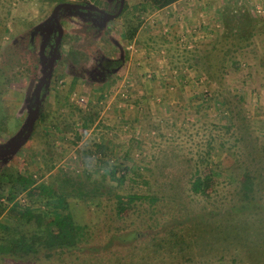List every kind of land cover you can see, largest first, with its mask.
I'll list each match as a JSON object with an SVG mask.
<instances>
[{
	"label": "rangeland",
	"instance_id": "374dc122",
	"mask_svg": "<svg viewBox=\"0 0 264 264\" xmlns=\"http://www.w3.org/2000/svg\"><path fill=\"white\" fill-rule=\"evenodd\" d=\"M148 1L125 0L124 14L99 28L61 20L42 116L18 150L0 155V167L31 180L32 196L16 200L48 219L52 191L66 193L67 213L89 236L73 251L0 255V264H264V14H254L264 0H186L162 10ZM53 7L0 3V147L26 131L47 64L35 29ZM129 20L140 25L132 42L124 39ZM185 33L192 49L179 45ZM119 56L115 74L89 79L96 57ZM110 167L118 180L108 178ZM129 193L166 200L159 206L169 228L183 231L184 251L154 253L151 234L163 230L133 223L146 220L147 205L116 218L115 196Z\"/></svg>",
	"mask_w": 264,
	"mask_h": 264
},
{
	"label": "trees",
	"instance_id": "16d2710c",
	"mask_svg": "<svg viewBox=\"0 0 264 264\" xmlns=\"http://www.w3.org/2000/svg\"><path fill=\"white\" fill-rule=\"evenodd\" d=\"M36 1L41 5H50L57 6L58 4H73V5H87L92 4L95 7L99 8V0H0L1 2H7L9 7L10 3H18V2H29ZM180 0H149L148 3L150 7L155 10H162L171 5L177 3ZM120 6V0H109L107 4L103 7V10L108 14H116ZM53 7V8H54ZM126 4L124 3L123 9L121 11V15L126 11ZM53 10V9H52ZM62 13L58 18L59 24L61 27V20L67 17H93L96 14L95 11H88L83 9H76L71 7H62L59 9ZM102 10V9H101ZM102 10V11H103ZM10 14V9L7 10V15ZM58 15V14H57ZM67 17H66V16ZM66 17V18H65ZM138 17L136 18V20ZM140 23V22H139ZM54 24V23H53ZM98 27L101 25L96 24ZM4 24L0 21V38L5 30ZM139 24L136 25L131 23V20L128 21L125 25L124 31V39L127 42H132L136 37L138 32ZM42 27H37L39 30ZM63 28V27H62ZM57 29V28H56ZM119 65H123L125 62V58L122 56L117 60ZM234 63V62H232ZM48 80L42 85L40 89L41 91H45V86L47 85ZM98 83V82H94ZM41 94V95H42ZM42 113H39L38 118H41ZM92 116V115H90ZM89 127V126H88ZM22 135H19L18 138L24 139L27 134V129H25ZM99 152H103L100 146H97ZM108 163V162H107ZM108 166V164L106 165ZM112 168V167H110ZM127 173L130 170L125 167ZM133 176L135 174H132ZM204 182L201 177L195 178L192 187L196 188V185H201L203 183L212 182V178L204 176ZM111 180L116 179V172L112 170L108 176ZM118 180V178L116 179ZM20 185V190L15 188V186ZM32 182L27 177H24L21 174H14L12 172L2 170L0 167V213H5L4 222L0 223V255H6L13 258L23 259L30 257L32 255H36L39 251L44 250L46 252L55 251H73L74 249H78L79 245L82 244L86 238H88L89 230L87 227L80 228L76 225L73 216L68 214V202H67V194L61 192L56 193L55 191L50 195V201L48 205L52 207L51 213L52 217L48 219L45 212L43 211H34L31 208L24 207L20 203L17 202V197L19 194L26 193L28 197H31L33 194ZM97 191V192H96ZM86 195L88 196L90 193L96 196L99 195L97 189H86ZM5 198V201H4ZM115 216L118 219L128 218L130 213L136 212L135 209L137 204L147 205V210L145 212L147 214L146 220L137 219L133 222L134 225L138 223L140 228H144L146 230H151L154 228H160L163 231L160 233L155 231L154 234H151L154 238V253H159L160 250L168 252V254H173L174 249H181L184 251L187 247V242L183 239V231H178L173 227L169 228V225L173 222V220L167 219V214L164 213L163 208L159 206V202L164 205L166 200L164 198H159L154 194H118L115 196ZM178 203L175 207H179ZM138 212V211H137ZM171 217V216H170ZM171 222V223H170ZM137 224V225H138ZM188 232V230H187ZM142 232H137L135 237L140 239L142 237ZM46 253L45 256L48 254ZM161 257V256H159ZM162 264L166 261V258H161ZM165 260V261H164ZM175 260V257L174 259ZM165 264H168L167 262Z\"/></svg>",
	"mask_w": 264,
	"mask_h": 264
},
{
	"label": "flooded vegetation",
	"instance_id": "af4514ba",
	"mask_svg": "<svg viewBox=\"0 0 264 264\" xmlns=\"http://www.w3.org/2000/svg\"><path fill=\"white\" fill-rule=\"evenodd\" d=\"M99 10L101 13L96 12V14H98V15H95L93 17H85V16H82L83 15L82 14V15H80L81 17H78V19H81L82 21H85V23H89L90 25H93V26H97L96 24L101 23L102 26L100 25V27H103V25H105V23L107 22V19H105L104 15L102 13H106V12L102 11L101 9H99ZM59 13H61L60 10L57 11V14H59ZM51 14H52V12H51ZM51 14H50V16H51ZM106 14H108V13H106ZM109 15H113V14H109ZM50 16L48 18H50ZM53 23H54L53 21H46L45 24L39 30L35 29V32H38V34L41 35V37H42V39H41L42 53L45 55V53L47 51V56L46 55L43 56V58L45 57L44 60H47V64L46 65L44 64L45 65V67H44L45 71H44L43 75L40 78H38L37 83L34 86V90H33L32 97L30 99V104L28 107L30 114H32V112L36 108V97H35L36 87L40 83V80H42L47 75V73L49 71V67L51 65V60L53 57L54 48H55V45H56V42L58 39L59 30H58V27L55 25V23L54 24ZM62 30H63V28H62ZM62 43H63V33H62L60 43L57 47L58 49L56 52V58H55V62L53 64V68H54V65L56 64L57 59L60 57V53H61L60 50L62 47ZM117 60L97 58L96 57L95 58V67L92 68L91 70H89V79H91L92 82H95V81L96 82H104L107 79V77L112 76L113 74H115L118 71V69H120V65H119ZM52 72H53V70H52ZM52 72H51L50 76L44 80V82L41 84V86L39 88V96H38L39 113L41 112V106H42V101H43L44 95L47 92V86L51 82ZM47 80H48V82H47V85L45 86L44 94L41 95L40 89H41L42 85ZM42 92H43V90L41 91V93ZM38 116H39V114H38ZM38 116H37V118H38ZM24 129H25V127H24ZM22 140H23L22 138H18V139L16 138V140H11V142H9V143H16L17 144V143L22 142ZM9 143L6 144L4 147H0V149L7 150V146L9 145ZM6 153L8 154L9 152H6ZM10 153H11V151H10Z\"/></svg>",
	"mask_w": 264,
	"mask_h": 264
},
{
	"label": "water",
	"instance_id": "95a60500",
	"mask_svg": "<svg viewBox=\"0 0 264 264\" xmlns=\"http://www.w3.org/2000/svg\"><path fill=\"white\" fill-rule=\"evenodd\" d=\"M124 3H125V0H120V6H119V9H118V12L114 15H109V14H106V13H102L105 17V19L107 20H114L115 18H117L120 14H121V11L123 9V6H124ZM62 7H71V8H76V9H83V10H88V11H95V12H100V10L95 7L94 5L92 4H87V5H73V4H68V3H64V4H58L57 6L54 7V9L52 10V14L50 16V18H48L47 21H53L55 23V25L58 27V30H59V34H58V39H57V42H56V45H55V48H54V52H53V57H52V60H51V65L49 67V71L47 73V75L42 79L40 80V83L37 85L36 87V90H35V97H36V108L34 109V111L32 112V114L29 115L28 119H27V122L25 124V128L27 129V134L25 136V138L22 140V142L20 143H9V145L7 146V150L5 149H0V155L1 154H5L6 152H15L16 150H18L27 140L28 138L30 137V135L32 134V131H33V128H34V124H35V121L37 119V116L39 114V106H38V96H39V88L41 86V84L44 82V80L46 78H48L53 70V64L55 62V58H56V52H57V47L60 43V40H61V37H62V33H63V30L58 22V18H57V11L62 8Z\"/></svg>",
	"mask_w": 264,
	"mask_h": 264
},
{
	"label": "built area",
	"instance_id": "2783aa9c",
	"mask_svg": "<svg viewBox=\"0 0 264 264\" xmlns=\"http://www.w3.org/2000/svg\"><path fill=\"white\" fill-rule=\"evenodd\" d=\"M261 13L264 14V9L261 8L260 6H258V7L256 6V8L254 9V14H256L257 16H261L262 15ZM177 40L179 42V45L183 48H186V49H192L194 47L193 46L194 43L196 42L194 39L193 40L190 39L186 33L178 36ZM128 49H132V46H130ZM148 77H150V76L148 75ZM82 102H83V100H81V103Z\"/></svg>",
	"mask_w": 264,
	"mask_h": 264
},
{
	"label": "crops",
	"instance_id": "0c3cea01",
	"mask_svg": "<svg viewBox=\"0 0 264 264\" xmlns=\"http://www.w3.org/2000/svg\"><path fill=\"white\" fill-rule=\"evenodd\" d=\"M185 1H186V0H180V1H178L177 3H175V5H179V4H181V3L185 2ZM175 5L173 4V5H171V6L174 7ZM167 8H168V7H167ZM186 12H187L186 18H190V17H191V14L189 13L190 10H187ZM188 13H189V14H188Z\"/></svg>",
	"mask_w": 264,
	"mask_h": 264
}]
</instances>
